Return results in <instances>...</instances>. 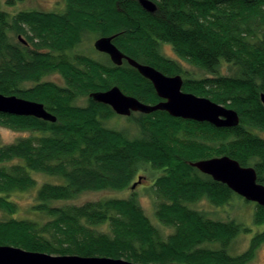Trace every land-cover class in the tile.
<instances>
[{
	"label": "trees",
	"instance_id": "trees-1",
	"mask_svg": "<svg viewBox=\"0 0 264 264\" xmlns=\"http://www.w3.org/2000/svg\"><path fill=\"white\" fill-rule=\"evenodd\" d=\"M62 1L60 13L10 15L0 9V94L41 103L56 118L0 113V126L29 133L0 145V210L15 213L12 194L36 186L32 173L60 180L42 183L35 192L31 211L45 220H0V246L136 264H248L264 244V208L253 203V223L262 229L243 253L230 255L231 241L250 229L190 206L202 199L222 206L236 194L189 163L227 156L252 167L264 186V138L254 133L264 131V0H151L157 8L152 14L137 0ZM10 32L25 42H13ZM86 33L115 36L113 43L126 56L166 76L180 75L183 92L235 110L239 124L215 128L156 111L127 117L138 127L135 138L105 127L118 115L93 102L90 93L117 86L145 104L160 99L125 61L115 66L107 56L103 63L70 54ZM166 44L205 75L188 77L177 60L161 53ZM51 74L64 84L43 80ZM81 97L85 106L75 104ZM149 170L157 173L149 187L154 217L157 226L172 230L167 235L137 202L140 184L131 189ZM127 189L133 191L128 198L72 203L85 192Z\"/></svg>",
	"mask_w": 264,
	"mask_h": 264
},
{
	"label": "water",
	"instance_id": "water-1",
	"mask_svg": "<svg viewBox=\"0 0 264 264\" xmlns=\"http://www.w3.org/2000/svg\"><path fill=\"white\" fill-rule=\"evenodd\" d=\"M250 1V0H245ZM138 5L152 14L156 5L151 0H137ZM115 36H101L93 41L92 47L105 54L115 66L125 61L147 79L160 99L156 104H145L132 96L125 95L117 86L106 91L89 94L93 102L111 108L114 114L130 117L132 113L150 114L164 111L173 118L206 122L215 128H234L239 124V116L233 109L226 108L205 97H199L182 91L180 75L166 76L155 68L141 64L126 56L113 43ZM22 40V39H20ZM23 41V40H22ZM25 42V41H23ZM264 107V93L260 94ZM0 113L10 116L34 117L47 122L56 118L46 111L41 103L22 99L16 96L0 94ZM189 165L213 181L224 184L230 191L248 202L264 208V186L257 182L256 172L252 167L241 166L237 161L227 157H214L190 162ZM138 177L131 189L140 184ZM0 264H136L124 259L109 257H84L78 255H51L42 252L26 251L12 246H0Z\"/></svg>",
	"mask_w": 264,
	"mask_h": 264
},
{
	"label": "rangeland",
	"instance_id": "rangeland-1",
	"mask_svg": "<svg viewBox=\"0 0 264 264\" xmlns=\"http://www.w3.org/2000/svg\"><path fill=\"white\" fill-rule=\"evenodd\" d=\"M64 6L62 0H14L13 4L7 5L6 0H0V9L8 12L10 15L17 13L18 11H42V12H62ZM10 37L13 42L20 39L24 40V36L16 35L14 32H10ZM97 39V36L93 33H86L82 36L81 42L71 50L70 54H77L86 56L95 61L103 63L107 62L105 54L99 53L92 47L93 41ZM21 40V41H22ZM22 41V42H23ZM161 53L172 60H177L183 71L188 77H203L205 74L183 60L176 57L169 45L161 46ZM222 74H227L228 71L224 68L221 70ZM44 81H49L57 85L62 86L63 80L58 74H51L43 78ZM31 86V84L26 85ZM76 105L85 106L86 99L78 98L75 101ZM139 113H132L131 118H136ZM105 127L114 129L122 132L128 138H135L138 135V127L133 120H128L127 117L115 116L104 122ZM257 135L264 138V131H254ZM29 136L28 132H15L5 127L0 126V145H7L14 143L21 137ZM143 176L141 183L134 190L135 198L139 203L143 213L149 218V220L157 226V221L154 217L155 199L149 192V187L152 185L153 179L157 173L149 170L146 173L140 174ZM33 179L36 181V186L23 193L12 194L11 200L15 203V213L10 216L0 210V220H6L10 217L17 219H32V220H45L43 217H38L31 211V206L34 203L35 192L42 183H56L60 182L59 179L44 175L41 173H32ZM136 181V179L134 180ZM133 193L132 190L127 189L121 192L115 191H102V192H85L80 194L76 199L72 200V203L81 204L87 201H95L99 199L109 198H128ZM191 208L201 211L207 217L213 220L219 221H230L233 220L236 223L243 224L244 227L250 229L248 233H240L230 243L228 252L230 255L235 256L243 253L249 246L251 238L259 231L262 227H258L253 223L254 204L247 202L243 198L234 195L225 205L214 206L207 200L202 199L195 204L190 206ZM159 231L163 235H167L172 230L170 228H164L157 226ZM160 227V228H159ZM248 264H264V244L260 245L253 259Z\"/></svg>",
	"mask_w": 264,
	"mask_h": 264
},
{
	"label": "flooded vegetation",
	"instance_id": "flooded-vegetation-1",
	"mask_svg": "<svg viewBox=\"0 0 264 264\" xmlns=\"http://www.w3.org/2000/svg\"><path fill=\"white\" fill-rule=\"evenodd\" d=\"M109 59V58H108Z\"/></svg>",
	"mask_w": 264,
	"mask_h": 264
}]
</instances>
